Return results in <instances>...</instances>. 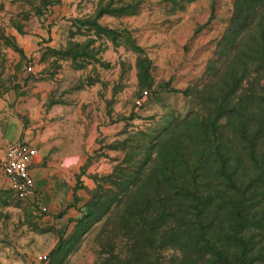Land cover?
Returning a JSON list of instances; mask_svg holds the SVG:
<instances>
[{
    "label": "rangeland",
    "instance_id": "374dc122",
    "mask_svg": "<svg viewBox=\"0 0 264 264\" xmlns=\"http://www.w3.org/2000/svg\"><path fill=\"white\" fill-rule=\"evenodd\" d=\"M244 0H0V264H264V28ZM31 68V69H30Z\"/></svg>",
    "mask_w": 264,
    "mask_h": 264
},
{
    "label": "built area",
    "instance_id": "2783aa9c",
    "mask_svg": "<svg viewBox=\"0 0 264 264\" xmlns=\"http://www.w3.org/2000/svg\"><path fill=\"white\" fill-rule=\"evenodd\" d=\"M37 158V148L24 140L10 144L5 152L0 169L21 195L35 196L36 194L32 168Z\"/></svg>",
    "mask_w": 264,
    "mask_h": 264
},
{
    "label": "trees",
    "instance_id": "16d2710c",
    "mask_svg": "<svg viewBox=\"0 0 264 264\" xmlns=\"http://www.w3.org/2000/svg\"><path fill=\"white\" fill-rule=\"evenodd\" d=\"M242 6L244 8H242L240 18L238 16L236 19L237 26L246 28L250 23L259 19V26L264 28V0H244ZM262 36L264 38V32ZM260 61L259 70L264 72V48Z\"/></svg>",
    "mask_w": 264,
    "mask_h": 264
},
{
    "label": "crops",
    "instance_id": "0c3cea01",
    "mask_svg": "<svg viewBox=\"0 0 264 264\" xmlns=\"http://www.w3.org/2000/svg\"><path fill=\"white\" fill-rule=\"evenodd\" d=\"M32 173H33V175L35 174V172H34V170L32 169ZM35 176V175H34Z\"/></svg>",
    "mask_w": 264,
    "mask_h": 264
}]
</instances>
